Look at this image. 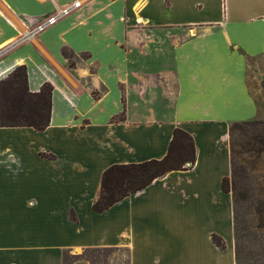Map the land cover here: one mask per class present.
Wrapping results in <instances>:
<instances>
[{"label": "crops", "instance_id": "crops-1", "mask_svg": "<svg viewBox=\"0 0 264 264\" xmlns=\"http://www.w3.org/2000/svg\"><path fill=\"white\" fill-rule=\"evenodd\" d=\"M75 1L0 0V81L26 65L32 92L54 88L45 130L0 123V264L89 247L127 249L129 264H237L222 182L231 125L264 118V0H80L29 36ZM60 62L98 79L86 104L48 81ZM176 128L195 141L193 167L94 211L105 170L164 158Z\"/></svg>", "mask_w": 264, "mask_h": 264}, {"label": "trees", "instance_id": "trees-1", "mask_svg": "<svg viewBox=\"0 0 264 264\" xmlns=\"http://www.w3.org/2000/svg\"><path fill=\"white\" fill-rule=\"evenodd\" d=\"M70 66H74L72 55L64 51ZM264 87V80H263ZM53 85L46 82L39 92H32L29 87L26 65L18 66L6 78L0 81V123L5 127L28 126L36 130H45L51 121ZM123 119V117H121ZM232 173L225 177L222 187L233 194L234 224L236 239V260L242 264V201L237 191L242 175L252 183L253 168L249 167L244 157L254 156L252 165L260 169V160L264 154V120L236 121L231 125ZM240 139L242 143L240 144ZM241 146V147H240ZM196 162V145L193 137L181 128H176L167 155L162 159H152L141 163L114 164L107 168L102 176L101 192L93 204V210L103 212L125 197L136 193L154 180L174 170H186ZM260 163V164H259ZM264 183L251 186L250 196L252 230L254 243L250 252L255 264H264ZM250 190V191H251ZM73 220L77 217L73 214ZM214 243L221 249L226 248L224 239L213 235ZM114 247H89L100 250ZM70 251H65L64 264H67Z\"/></svg>", "mask_w": 264, "mask_h": 264}, {"label": "rangeland", "instance_id": "rangeland-1", "mask_svg": "<svg viewBox=\"0 0 264 264\" xmlns=\"http://www.w3.org/2000/svg\"><path fill=\"white\" fill-rule=\"evenodd\" d=\"M66 52L71 54L70 50L66 49ZM83 56L88 57L89 55L88 53H86ZM80 65L83 64L81 63ZM68 67L69 66L67 64V68ZM67 68L61 62L58 65H54L52 69H50V73L46 75V77L49 79L48 81H52L54 85H56L60 90L65 91L67 89H70L76 91L81 98L82 103L86 104L89 101L91 89L99 85L98 79L88 80L86 75H84L83 73L85 69L82 66L77 69L79 71L76 74L70 73L71 76L67 74V72L69 73V70ZM94 68L95 67H92V70H94ZM104 73H106V71H103V74ZM261 120H264V118H262ZM239 142L241 144L242 140L240 139ZM244 157L247 159L246 164L249 167L253 168L252 175L254 176V178H252L253 182L249 183V180L245 179V176L242 175L237 187L239 196L243 199L241 204V261L242 264H255L254 256L250 252V247L253 246L255 238L253 237L251 205L249 200L251 194L253 193L251 190V186H257L258 183H264V154L260 160L261 167L257 170H255V166L250 163L252 161H255L256 158L254 156H251L250 154H247ZM262 187H264V184L262 185ZM82 262H85L87 264H129V254L128 250L124 248H101L100 250L84 249L81 251H70L69 257L67 259V264H77Z\"/></svg>", "mask_w": 264, "mask_h": 264}, {"label": "built area", "instance_id": "built-area-1", "mask_svg": "<svg viewBox=\"0 0 264 264\" xmlns=\"http://www.w3.org/2000/svg\"><path fill=\"white\" fill-rule=\"evenodd\" d=\"M82 1L76 0L71 5H68L66 7L58 8L55 14H53L51 17H49L44 23L40 24L37 28H35L33 31L29 32V36L34 35L42 30H44L46 27L53 25L57 23L62 17L69 15L72 13L76 8L81 7Z\"/></svg>", "mask_w": 264, "mask_h": 264}]
</instances>
